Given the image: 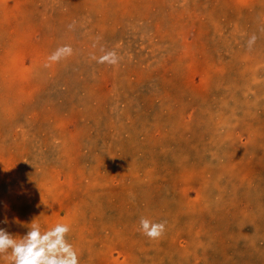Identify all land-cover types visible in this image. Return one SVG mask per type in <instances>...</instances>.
Listing matches in <instances>:
<instances>
[{
  "label": "rangeland",
  "instance_id": "obj_1",
  "mask_svg": "<svg viewBox=\"0 0 264 264\" xmlns=\"http://www.w3.org/2000/svg\"><path fill=\"white\" fill-rule=\"evenodd\" d=\"M5 218L79 264H264V0H0Z\"/></svg>",
  "mask_w": 264,
  "mask_h": 264
},
{
  "label": "clouds",
  "instance_id": "obj_2",
  "mask_svg": "<svg viewBox=\"0 0 264 264\" xmlns=\"http://www.w3.org/2000/svg\"><path fill=\"white\" fill-rule=\"evenodd\" d=\"M257 37L249 38L251 47ZM71 53V48L65 46L58 49L50 57V61H58L62 56ZM116 62L115 53L109 52L101 57V62ZM0 223H7V218ZM140 226L149 238H159L164 230L165 224L154 223L147 218L140 219ZM29 231L22 237H14L5 228L0 227V256L10 253L8 258L12 264H79L77 251L73 245L66 240L70 227L65 223H57L47 230H42L40 224L35 220L28 226Z\"/></svg>",
  "mask_w": 264,
  "mask_h": 264
},
{
  "label": "bare ground",
  "instance_id": "obj_3",
  "mask_svg": "<svg viewBox=\"0 0 264 264\" xmlns=\"http://www.w3.org/2000/svg\"><path fill=\"white\" fill-rule=\"evenodd\" d=\"M171 4V3H170ZM171 6V5H170ZM13 56H14V54H13ZM16 59V58H15ZM17 63V62H16ZM145 66V65H144ZM149 70V69H148ZM22 79V78H21ZM250 129H251V127H250ZM251 137V136H250ZM234 153V152H233ZM188 156V155H187ZM221 156V155H220ZM202 175H204L205 176V174H202ZM193 179V178H192ZM201 187H202V185L203 184H199ZM196 189L198 190V191H200L201 190V188L200 187H196ZM255 189V188H254ZM141 192V191H140ZM202 192V191H201ZM201 192H199L200 193V195L202 194ZM112 195V194H111ZM200 197V196H199ZM103 200H104V198H103ZM149 204V203H148ZM217 209V208H216ZM151 210V209H150ZM196 217V216H195ZM152 218V217H151ZM241 222V221H240ZM122 223V222H121ZM159 240V239H158ZM111 241V240H110ZM112 242V241H111ZM91 244V243H90Z\"/></svg>",
  "mask_w": 264,
  "mask_h": 264
}]
</instances>
